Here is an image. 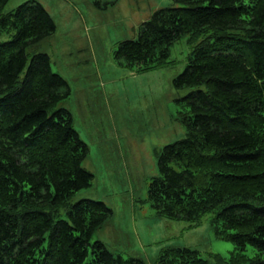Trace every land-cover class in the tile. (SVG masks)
<instances>
[{
    "label": "trees",
    "instance_id": "obj_1",
    "mask_svg": "<svg viewBox=\"0 0 264 264\" xmlns=\"http://www.w3.org/2000/svg\"><path fill=\"white\" fill-rule=\"evenodd\" d=\"M172 1L115 51L126 65L147 67L165 61L182 36L198 39L173 84L202 89L181 99L186 138L160 151L148 199L157 214L191 222L222 207L212 225L236 251L212 262L175 248L158 264H264V0ZM7 2L0 0V34L13 32L0 43V264H143L91 241L112 216L104 202L81 199L65 219L54 217L91 184L82 167L88 146L58 107L69 88L49 56L35 53L28 63L27 48L54 33L53 19L33 0L2 15Z\"/></svg>",
    "mask_w": 264,
    "mask_h": 264
},
{
    "label": "rangeland",
    "instance_id": "obj_2",
    "mask_svg": "<svg viewBox=\"0 0 264 264\" xmlns=\"http://www.w3.org/2000/svg\"><path fill=\"white\" fill-rule=\"evenodd\" d=\"M26 1L31 0H8L2 15ZM33 1L49 13L55 31L27 48L28 63L33 54L45 53L52 71L67 82L69 94L58 107L71 113L74 129L88 146L82 167L93 174L90 186L75 192L54 217L65 219L78 200H98L112 210V216L94 232L91 241L103 242L113 254L158 264L164 251L188 248L212 262L215 255L229 260L235 246L217 237L212 225L222 207L191 222L157 214L148 199L149 183L158 175L160 151L186 138L181 119L187 108L181 99L202 89L173 84L198 39L182 36L158 65L128 66L115 56L118 44L136 39L141 24L153 12L176 3ZM9 33L0 34V43L12 39ZM243 253L252 258L256 250L246 246Z\"/></svg>",
    "mask_w": 264,
    "mask_h": 264
}]
</instances>
